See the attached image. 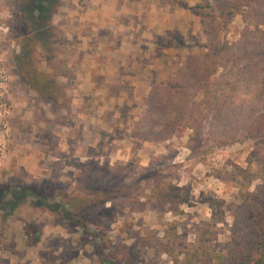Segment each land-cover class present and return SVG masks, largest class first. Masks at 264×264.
Masks as SVG:
<instances>
[{
	"label": "rangeland",
	"instance_id": "obj_1",
	"mask_svg": "<svg viewBox=\"0 0 264 264\" xmlns=\"http://www.w3.org/2000/svg\"><path fill=\"white\" fill-rule=\"evenodd\" d=\"M91 1L62 0L54 17L62 31L60 44L54 54L36 55V70L58 84L55 101L49 103L40 100L20 74L18 51H14L20 40L13 29L18 0H0V27L6 29L0 36V54L10 77L8 100L15 128L0 173V197L7 189L53 187L57 201L70 208L77 203L85 207L84 215L97 236L95 240L71 229L26 198L8 216L0 213V264H102L100 259L115 264H173L169 256L154 254L150 244L170 242L180 249L196 243L203 236V223H211L210 229L220 233L213 242L224 247L232 218L228 212L218 214L221 222L215 223L214 215L223 209L219 200L234 199L239 182L228 163L246 168L259 140L215 150L205 162L197 163L190 158V130L160 144L130 136L145 113L148 91L174 76L192 54L191 48L204 44L206 38L203 35V42L190 44L181 54L174 50L172 66L156 75L144 77L137 70L128 79L114 66L106 73V67L99 65L103 54L96 50L93 27L88 25L86 9ZM242 28L238 16L228 25L226 36L234 41ZM179 38L174 32L173 42L167 44L177 45ZM86 65L96 67L92 78L86 75ZM158 181L191 188L183 215L157 212L152 203L139 211V202L145 203L144 195ZM110 196L112 203L105 204ZM27 224L37 229L38 243L26 239Z\"/></svg>",
	"mask_w": 264,
	"mask_h": 264
},
{
	"label": "trees",
	"instance_id": "obj_2",
	"mask_svg": "<svg viewBox=\"0 0 264 264\" xmlns=\"http://www.w3.org/2000/svg\"><path fill=\"white\" fill-rule=\"evenodd\" d=\"M62 0H18L14 22L17 60L20 74L40 100L55 101L58 84L53 77L36 70L38 54H54L60 44V28L54 23ZM206 42L191 48L192 54L169 80L152 87L146 109L134 123L130 136L144 143L160 144L190 130V158L205 162L215 151L252 139L259 145L250 156L246 168L228 163L239 178L238 193L228 203L219 200L232 218L230 236L224 247L213 242L220 233L200 228L202 238L193 244L158 241L150 244L154 254L169 256L173 264H264V0H201L195 8ZM238 16L243 28L236 40L226 36L228 25ZM55 51H54V50ZM42 53V54H43ZM38 64V63H37ZM58 67L54 68V73ZM56 75V73H55ZM145 203H152L157 212L183 215L182 207L190 202L191 188H179L160 182L149 187ZM57 190L48 185L7 189L0 197V213L8 216L19 202L29 198L56 214L75 231L97 236L85 217L82 204L72 208L57 201ZM106 195V194H105ZM112 197L105 198L112 203ZM83 207V208H82ZM26 239L40 241L37 229L27 224ZM96 244V242H95ZM102 264H115L100 259Z\"/></svg>",
	"mask_w": 264,
	"mask_h": 264
},
{
	"label": "crops",
	"instance_id": "obj_3",
	"mask_svg": "<svg viewBox=\"0 0 264 264\" xmlns=\"http://www.w3.org/2000/svg\"><path fill=\"white\" fill-rule=\"evenodd\" d=\"M90 4L91 8L86 9L91 19L88 25L93 27L96 50L103 54V64L99 65L106 67V73L114 66L117 73L128 79L136 76L137 70L144 77L156 75L161 68L172 66L174 50L181 54L189 50L190 44L203 42L199 18L195 14L201 0H92ZM174 32L180 37L178 44H167L172 41ZM160 40L166 43H159ZM95 69L86 65V75L92 78Z\"/></svg>",
	"mask_w": 264,
	"mask_h": 264
},
{
	"label": "built area",
	"instance_id": "obj_4",
	"mask_svg": "<svg viewBox=\"0 0 264 264\" xmlns=\"http://www.w3.org/2000/svg\"><path fill=\"white\" fill-rule=\"evenodd\" d=\"M5 31L4 27H0V36ZM9 83L10 77L4 68L0 54V173L4 169L10 155V144L13 136L11 125L13 113L8 100Z\"/></svg>",
	"mask_w": 264,
	"mask_h": 264
}]
</instances>
